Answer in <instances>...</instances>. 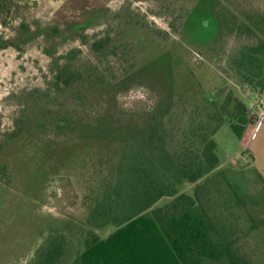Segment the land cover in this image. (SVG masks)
<instances>
[{"label": "trees", "instance_id": "trees-1", "mask_svg": "<svg viewBox=\"0 0 264 264\" xmlns=\"http://www.w3.org/2000/svg\"><path fill=\"white\" fill-rule=\"evenodd\" d=\"M121 1L65 24H22L17 43L0 44L36 41L49 59L43 85L11 97L19 110L0 134V235L22 220L33 231L48 184L72 186L77 170L85 213L37 228L26 264H259L242 245L264 218L248 213L249 229L238 227L247 200L218 170L214 137L226 128L240 141L250 116L239 90L264 91V4ZM135 88L146 102L125 107Z\"/></svg>", "mask_w": 264, "mask_h": 264}, {"label": "rangeland", "instance_id": "rangeland-1", "mask_svg": "<svg viewBox=\"0 0 264 264\" xmlns=\"http://www.w3.org/2000/svg\"><path fill=\"white\" fill-rule=\"evenodd\" d=\"M9 3L10 12L6 17L2 16L0 21V44L8 41L17 43L16 34L22 24H31V27L36 24H65L73 20H80L85 11L93 8L106 6L111 10H117L122 1L9 0ZM252 4L256 7H263L264 3L263 0H255ZM135 7L141 12H145L146 4L139 3ZM150 21L160 29H167V25L162 19L150 18ZM20 42L18 41V43ZM37 43L35 41L33 45H21L20 49L14 47L0 48V134H5L11 130L12 120L19 110L17 101L11 97L24 89L42 86L44 77L48 76L49 59L41 52L39 43ZM76 45L77 43H71L61 52ZM239 93L247 109H251L258 97L247 90L242 91L240 89ZM146 100L147 94L143 88H135L120 98V102L125 107L137 101L142 104ZM214 138L219 158L218 170L226 173L230 183H237L240 186L242 197L247 200V207L240 216L241 225L238 226L247 230L251 224L249 220H245L248 213L264 218V184L251 168L250 161L245 157L241 141L236 139L228 129H219ZM72 174V186L60 179H55L56 181L48 184L46 195L48 194L49 197L44 199V205L37 207L29 218L33 224V231L30 230L32 226H29V221L25 220L16 221L18 225L13 227V230L5 228V231L0 235V264H26L36 248L34 241L36 240L37 231L35 230L37 228L58 227L63 220H67L71 216L77 218L83 216L85 209L82 206L81 193L85 186L82 183L81 174L77 170H73ZM185 189L188 190V188ZM256 202L258 205H263L262 210L256 206ZM9 203L10 200H7V208H9ZM256 212H259V215ZM7 217L8 212L4 209L0 213L1 229L2 225L3 228L9 225ZM18 226L22 227L21 235L17 233L19 232ZM253 235L245 239L242 247L247 251L255 248L253 251H258L255 253L258 256V263L264 264V226L260 227V232H255ZM16 239H18L17 242ZM260 256L263 257L260 258Z\"/></svg>", "mask_w": 264, "mask_h": 264}, {"label": "crops", "instance_id": "crops-1", "mask_svg": "<svg viewBox=\"0 0 264 264\" xmlns=\"http://www.w3.org/2000/svg\"><path fill=\"white\" fill-rule=\"evenodd\" d=\"M254 95L258 98L252 104L251 109H247L249 116L254 112L255 105L260 100L259 98H264V91L254 93ZM240 141L245 151V157L250 161L251 168L264 184V119L252 139L246 141L242 138Z\"/></svg>", "mask_w": 264, "mask_h": 264}, {"label": "built area", "instance_id": "built-area-1", "mask_svg": "<svg viewBox=\"0 0 264 264\" xmlns=\"http://www.w3.org/2000/svg\"><path fill=\"white\" fill-rule=\"evenodd\" d=\"M259 99L260 100H258L255 105L254 112L250 115L249 122L243 135V139L246 141L252 139L255 136L264 119V98Z\"/></svg>", "mask_w": 264, "mask_h": 264}, {"label": "flooded vegetation", "instance_id": "flooded-vegetation-1", "mask_svg": "<svg viewBox=\"0 0 264 264\" xmlns=\"http://www.w3.org/2000/svg\"><path fill=\"white\" fill-rule=\"evenodd\" d=\"M4 2L9 3V0H0V4L3 5V8L5 9V12H6V14H7V9H6V5L4 4ZM9 5H10V3H9ZM12 7H13V6H12ZM1 17H2V16H0V21H1Z\"/></svg>", "mask_w": 264, "mask_h": 264}]
</instances>
